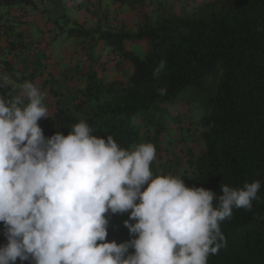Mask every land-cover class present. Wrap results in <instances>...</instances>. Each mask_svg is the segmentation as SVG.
Instances as JSON below:
<instances>
[{"label": "clouds", "instance_id": "clouds-1", "mask_svg": "<svg viewBox=\"0 0 264 264\" xmlns=\"http://www.w3.org/2000/svg\"><path fill=\"white\" fill-rule=\"evenodd\" d=\"M163 61L154 70L158 77ZM0 72V88L11 87ZM0 95V222L7 243L0 264H207L225 246L220 223L233 208L251 210L259 181L220 186L222 195L154 175L151 142L122 148L80 121L45 137L44 93L31 81ZM160 95L166 89L158 90ZM129 213V241L108 242L107 213ZM129 221H135L130 223ZM134 249L129 252V249Z\"/></svg>", "mask_w": 264, "mask_h": 264}, {"label": "trees", "instance_id": "trees-1", "mask_svg": "<svg viewBox=\"0 0 264 264\" xmlns=\"http://www.w3.org/2000/svg\"><path fill=\"white\" fill-rule=\"evenodd\" d=\"M113 1L136 14L137 29L105 32L99 39L132 66L133 74L123 86L89 75L77 101L60 100L54 117L41 125L45 137L57 131L66 136L84 121L93 135H112L130 149L141 139L138 118L152 107L177 103L185 93L188 104L204 110L195 128L203 150L189 152L185 184L215 192L214 206L222 185L261 184L250 211L234 207L220 223L225 246L209 255L207 264H264V0H210L192 11L176 6L166 11L159 4L151 17L145 0ZM32 4L0 0L4 7ZM126 41L145 43L146 53L128 51ZM161 61L165 67L155 77ZM4 231L0 222V246L7 243Z\"/></svg>", "mask_w": 264, "mask_h": 264}, {"label": "crops", "instance_id": "crops-1", "mask_svg": "<svg viewBox=\"0 0 264 264\" xmlns=\"http://www.w3.org/2000/svg\"><path fill=\"white\" fill-rule=\"evenodd\" d=\"M149 16L155 15L159 4L176 6V9L192 11L197 6L210 0H145ZM30 6L4 7L0 5V72L10 76L11 87L0 88V95L5 99L18 94L17 85L33 82L45 95V106L48 117L41 118V126L54 117L58 110V102L64 100L68 104L77 101L79 92L86 88L89 75L105 82H114L120 86L127 83L133 74L132 66L123 58L115 57L106 49L99 39L105 32H117L126 29L134 32L138 20L136 14L127 6H121L113 0H32ZM87 30L90 34L84 37L74 35L75 31ZM12 38V40L10 39ZM126 49L139 56L147 51L143 42H126ZM57 94V95H56ZM193 108L178 106L173 115L194 116ZM173 112V110L171 111ZM139 117L137 127L140 132V143L151 142L156 148V158L151 170L154 175H173L182 179L187 172L186 160L194 136L186 134L185 125L168 126L164 120L157 126H147ZM163 126V127H160ZM192 131V123H189ZM173 128L175 134L169 138L162 133L158 140L156 132ZM182 130V131H181ZM155 131V132H154ZM181 133H178V132ZM199 137L198 134H196ZM193 138V139H192ZM159 140H161L159 142ZM165 140V141H163ZM168 140V141H167ZM135 146V145H134ZM108 242L118 244L129 241V230L124 221L129 213H107ZM135 223V221H129ZM15 264H30L21 262Z\"/></svg>", "mask_w": 264, "mask_h": 264}, {"label": "rangeland", "instance_id": "rangeland-1", "mask_svg": "<svg viewBox=\"0 0 264 264\" xmlns=\"http://www.w3.org/2000/svg\"><path fill=\"white\" fill-rule=\"evenodd\" d=\"M160 6L162 7L163 10L171 11L170 5L167 6L166 4H161ZM182 96L186 97V94L183 93L181 95V98L178 100L177 103L162 104V105L160 104L158 106L152 107L148 112L143 114L142 117H144L143 120H145L144 123L147 126H150V125L157 126L159 123H163L164 120L167 121L165 126L168 125L170 127H172V126L173 127L174 126H177V127L179 126L180 127L181 124L183 123V125H185V128L182 129V130H185L186 134H188L190 132L191 134H193L191 136H194L193 137L194 139L192 138L193 140L191 142L192 145H189V148L194 149L195 153H199L200 151L203 150V144H201L200 137L196 136L197 130L193 132L191 127L189 126V123H192V125H193L192 128L195 130V128H197V125L200 123V121H201V119H202V117L204 115V110L198 104H193V103H192L193 105L192 104L191 105L188 104L186 102V99H184ZM184 105H186L187 108H190V109L193 108L192 110H194V116H189L187 114H183V115L186 116V118H183L181 115H180V117H178L177 115H173V113L175 111H177V107L178 106H184ZM172 110H173V112H171ZM160 127H163V126H160ZM163 132L165 134H167L169 138H171L175 134V132H177V131H175L173 128H169V129H167V133H166V129L163 130V131L156 132L155 133L156 136H157L156 140H158L159 137H161ZM178 133H181V132L179 131ZM160 141L161 140H159V142ZM163 141H165V140H163Z\"/></svg>", "mask_w": 264, "mask_h": 264}, {"label": "built area", "instance_id": "built-area-1", "mask_svg": "<svg viewBox=\"0 0 264 264\" xmlns=\"http://www.w3.org/2000/svg\"><path fill=\"white\" fill-rule=\"evenodd\" d=\"M5 35V31L0 30V36H4Z\"/></svg>", "mask_w": 264, "mask_h": 264}]
</instances>
